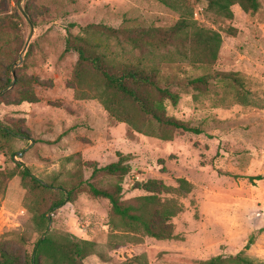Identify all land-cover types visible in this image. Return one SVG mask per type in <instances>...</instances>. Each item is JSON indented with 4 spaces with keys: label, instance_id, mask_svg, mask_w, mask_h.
<instances>
[{
    "label": "rangeland",
    "instance_id": "obj_1",
    "mask_svg": "<svg viewBox=\"0 0 264 264\" xmlns=\"http://www.w3.org/2000/svg\"><path fill=\"white\" fill-rule=\"evenodd\" d=\"M17 1L0 0V79L2 90L10 87L0 92V125L16 127L26 136L8 144L0 140V247L28 264L48 227V221L43 227L32 221L26 183L16 163L43 181L56 174L70 180L74 161L65 158L79 153L83 179L103 188L116 180L92 176L93 171L129 156L121 201L147 195L140 186L161 180L171 188L162 197L182 205L172 219L174 239L158 241L111 235L106 199L93 198L84 187L68 202L65 192L62 206L50 212V232L94 242L96 254L85 264H127L136 256L149 264H190L234 256L252 233L257 239L246 254L264 262V231L258 234L264 228V179H255L264 178V0H258L260 7L251 14L234 6L232 20L208 13L203 0L188 1L198 25L219 31L223 41L210 65L161 55V72L175 80L170 91L177 98L173 103L157 95L158 105L166 116L203 131L195 136L169 130L172 141L131 132L110 120L97 101L74 99L70 79L77 54L65 52V28L75 25V35L87 25L166 29L177 21L175 12L155 0H22V12L33 24L29 40L30 26ZM230 28L234 37L227 34ZM112 45L122 59L133 52L128 45ZM23 50L13 76L11 66ZM14 77L10 86L7 79ZM198 78L203 83L188 84ZM23 150L21 157L16 155ZM180 180L189 187L180 188Z\"/></svg>",
    "mask_w": 264,
    "mask_h": 264
},
{
    "label": "trees",
    "instance_id": "obj_2",
    "mask_svg": "<svg viewBox=\"0 0 264 264\" xmlns=\"http://www.w3.org/2000/svg\"><path fill=\"white\" fill-rule=\"evenodd\" d=\"M155 1L178 15L173 26L166 29L145 26L116 29L105 25H87L76 35L72 33L75 25L69 24L65 28V52L77 54L70 89L73 90L76 101H97L110 120L127 125L131 132L163 141L173 140L169 130L199 136L203 134L201 129L166 116L155 99L158 95L175 103L177 98L170 91L175 80L164 77L161 72V55L165 54L168 60L170 56L178 55L192 64L210 65L217 60L223 39L219 31L198 25L193 17V9L188 4L189 0ZM203 1L207 4L208 13L224 20L234 18V6H238L246 14L255 13L260 7L258 0ZM227 34L234 37L235 29H228ZM113 43L115 46L128 45L133 51L131 56L120 58L112 49ZM145 49L148 50L147 54ZM160 49L163 52H159ZM231 74L222 73L227 77L232 76ZM203 81L204 78H198L190 80L188 84ZM11 82L7 79V83ZM3 85L0 79V92L3 91ZM24 136L26 133L16 127L0 125V140L6 144L23 139ZM128 158L129 156H120L117 161L93 171L92 176L105 175L116 180L108 188L83 179L79 153L65 158L67 163L74 161L75 168L69 174L70 180L56 174L43 181L33 176L22 164L16 163L15 167L21 170V178L26 183V204L32 214V221L43 227L48 221L46 214L62 206L65 192L68 202H71L75 193L86 187L93 198L109 202L108 229L111 235L147 237L158 241L174 239L172 219L182 212V205L173 199L162 197L171 190L163 181L150 180L140 186L147 195L138 196L130 202L121 201L122 182L130 172ZM14 175L12 172L7 178ZM255 179L264 178L256 176ZM185 186H188L187 181L180 180L179 187ZM53 188L58 191H51ZM46 193L53 194L54 197L47 199L44 197ZM263 231L264 228L260 229L258 234ZM256 239L257 234H250L243 249L234 256L218 255L190 264H264L254 261L246 254ZM95 247L94 242L78 238L69 232L52 231L44 239L40 237L35 242L28 264H85L87 258L96 254ZM101 258L106 261L102 256ZM0 264L21 263L0 247ZM127 264L149 263L144 256H136Z\"/></svg>",
    "mask_w": 264,
    "mask_h": 264
},
{
    "label": "water",
    "instance_id": "obj_3",
    "mask_svg": "<svg viewBox=\"0 0 264 264\" xmlns=\"http://www.w3.org/2000/svg\"><path fill=\"white\" fill-rule=\"evenodd\" d=\"M21 2H22V0H18V1H17V7H18L19 11L22 12L23 9H22V7H21ZM22 13H23V15H24L26 21L28 22V24H29V26H30V35H29V40H30L31 37H32V33H33V24H32V22H31V20L29 19V17H28L24 12H22ZM29 40H28V42H29ZM24 52H25V50H23V51L21 52V54H20V56H19V61H18L17 63H14V64L11 66V71H12V75H13V76H14V68L17 67V66H19V64L22 62ZM14 80H15V77L13 78V81L11 82V85H10V86L13 85ZM9 88H10V87H7L6 89L3 90V92H5V91H6L7 89H9ZM22 138H25V137H22ZM31 142H32V141H31ZM23 153H24V150L21 151V152L16 153V155L19 156V157H21V156L23 155ZM17 163H18V164H22V163H20V162H17ZM22 165H23V164H22ZM42 184H45V183L42 182ZM66 202H67V200L65 201V203H66ZM46 217H47V220H48V227H47V230H46L44 236L41 237V239H44V238L49 234V232H50V230H51L52 220H51V217H50V212H48V213L46 214Z\"/></svg>",
    "mask_w": 264,
    "mask_h": 264
}]
</instances>
